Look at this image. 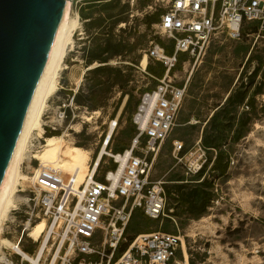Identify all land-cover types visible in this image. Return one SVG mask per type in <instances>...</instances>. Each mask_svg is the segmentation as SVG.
I'll use <instances>...</instances> for the list:
<instances>
[{"label": "rangeland", "instance_id": "1", "mask_svg": "<svg viewBox=\"0 0 264 264\" xmlns=\"http://www.w3.org/2000/svg\"><path fill=\"white\" fill-rule=\"evenodd\" d=\"M70 2L73 20L79 21V25L72 33L73 45L67 46L57 93L48 99L44 108L42 128L47 133L52 126L55 129L52 131L59 132L60 136L67 135L65 140L70 146L88 151L90 166L109 137L107 154L95 174L96 180H103L108 171L116 168L109 155L130 149L133 143L132 116L140 96L157 84L156 77L147 70L149 63L156 65L150 51L153 43H158L157 38L166 45L170 40L155 35L157 24L148 28L146 22L157 11L167 10V0ZM106 40L115 48L107 51ZM96 58L108 59V62L100 64ZM91 61L94 63L89 64ZM99 66H106V70L88 75L89 69ZM116 70L121 71L123 79L117 80ZM171 76L175 85H187V92L178 126L163 144L151 176L152 181L164 183L166 216L152 221L136 212L127 234L132 237L163 231L180 235L182 247L176 264H188L191 257L197 264H264V33L259 37L254 33L244 35L239 41L221 37L210 45L205 55L189 58ZM116 80L118 85L109 88V83ZM99 81L102 84L95 86ZM236 92L247 97L244 105L229 107L212 118ZM75 95L85 105L73 102L69 107ZM248 98L254 99L255 112L246 108ZM60 109L66 110L64 121L59 119ZM245 111H249L252 120L244 130V138L234 142ZM43 137L46 139V134ZM38 138L35 131L29 141ZM217 138L220 150L230 159L225 177L211 170L216 151L204 147L205 140L213 143ZM176 141L183 143L185 152L198 143L206 149L207 167L201 177L185 175L173 153ZM26 151L21 174L29 179L17 185L13 205L3 223L0 264H30L2 240L15 246L20 243L17 247L24 253L33 250L32 254L26 253L32 258L38 256L46 241L39 263L66 264L74 255L67 246L61 249L64 227H55L51 232L47 225L39 242L28 236L29 230L44 219L29 201L30 186L40 163L32 158L29 143ZM62 175L65 180L70 178L65 172ZM205 177L207 182L203 183ZM201 190L210 192L212 200L203 214L192 213L190 204L199 202L197 194ZM203 255L206 259L200 263Z\"/></svg>", "mask_w": 264, "mask_h": 264}, {"label": "built area", "instance_id": "2", "mask_svg": "<svg viewBox=\"0 0 264 264\" xmlns=\"http://www.w3.org/2000/svg\"><path fill=\"white\" fill-rule=\"evenodd\" d=\"M155 28V35L170 40L174 53L169 56L153 43L150 57L165 67V74L140 96L132 116L135 138L130 149L109 155L116 168L103 180H96L95 175L79 191L57 169L39 166L35 172L29 201L46 220L48 230L64 227L61 249L67 246L74 255L66 264H176L180 235L163 231L127 234L136 212L152 221L166 216L164 183L152 181L151 176L163 144L178 126L187 92V85H175L172 71L179 55L199 58L221 37L239 41L244 35H262L264 0H167V10ZM73 102L74 97L69 107ZM60 110L59 119L64 121L66 110ZM45 134L29 141L33 159L46 144ZM173 153L187 176H197L207 163L206 149L200 143L185 152L183 143L176 141ZM117 157L126 159L122 169Z\"/></svg>", "mask_w": 264, "mask_h": 264}, {"label": "water", "instance_id": "3", "mask_svg": "<svg viewBox=\"0 0 264 264\" xmlns=\"http://www.w3.org/2000/svg\"><path fill=\"white\" fill-rule=\"evenodd\" d=\"M66 3L67 0H0V186L56 40Z\"/></svg>", "mask_w": 264, "mask_h": 264}, {"label": "bare ground", "instance_id": "4", "mask_svg": "<svg viewBox=\"0 0 264 264\" xmlns=\"http://www.w3.org/2000/svg\"><path fill=\"white\" fill-rule=\"evenodd\" d=\"M77 25H79V21L74 22L71 14V2L70 0H67L66 9L58 29L56 40L29 107L25 124L18 139L8 170L0 186V232L3 229V223L8 218L10 209L13 205L17 185H19L21 180L29 179L21 174V166L26 158L29 138L35 131L38 133L39 138L42 137L44 131L42 128L43 111L48 99L57 93L59 72L64 66L63 63L67 55V46L73 45L72 33ZM86 119V121L91 120V118ZM65 137H67L66 134L63 136L46 138V144L43 146V150L37 155L35 160L40 163L41 167L47 166L57 169L60 172L67 173L74 182L75 189L79 191L82 188L80 187V184H82L85 179L87 180L85 185L94 181V176L98 167H100L102 158L107 154L106 147L108 142L110 144V140L108 137L107 142L105 143L106 146H104L100 155L93 160V163L90 166V153L81 148L70 146L65 140ZM61 155H65V158H61ZM117 159L121 162L120 169H122L126 159L123 157H117ZM46 228L47 224L43 220L29 230L28 236L34 241L39 242L46 232ZM48 234L50 238V233ZM2 241L7 247L9 246V248H12L17 254L22 255L30 264H40V258L45 249L46 241L43 243L40 253L36 258L28 256L20 248L11 244L9 241Z\"/></svg>", "mask_w": 264, "mask_h": 264}, {"label": "trees", "instance_id": "5", "mask_svg": "<svg viewBox=\"0 0 264 264\" xmlns=\"http://www.w3.org/2000/svg\"><path fill=\"white\" fill-rule=\"evenodd\" d=\"M162 15H163V13L161 11H157L156 13H154L147 20V22H146L147 27L149 28L153 24H158L161 20ZM156 41L165 50V53L167 55H169V56L173 55L174 49H173L172 43H169V45H166L159 38H157ZM105 45H106L105 49L107 51L109 50V48H112V49L115 48V46H113L110 43V41H107V40L105 41ZM115 54H117V53H115ZM96 60L99 61L100 64H104V63L108 62V59L96 58L95 61ZM186 61H188L187 55H185V54L179 55L177 65L174 68V70L172 71V74L175 71L181 70L182 64ZM93 63H94V61H91L89 64H93ZM155 64H156L155 67H153L152 64L149 63L147 66V70L150 74L155 76L156 79H161L165 74V67L162 64L157 63V62ZM105 70H106V66H99V67H96L94 69H91L88 72V75H96V74H98L102 71H105ZM116 75H117V80H118V78L123 79V76L121 75L120 70H116ZM117 80L112 82V83H109V85H108L109 88L113 87V85H118ZM101 84L102 83L99 81V82H97V84L95 86H99ZM69 94H72V93H69ZM246 99H247L246 96L237 94V92L234 94H231L228 97V99L226 100L225 104H223L217 111H215L212 118L216 117L220 111L221 112L226 111L229 107H239V106L244 105ZM74 102L78 105H85L83 103V100H81V98L77 95L74 96ZM245 106L251 112H255V102H254L253 98H248V101H247ZM87 107L90 109L97 108L95 106H87ZM251 120H252V117H251L249 111L243 112V117L240 121V128H239L237 136L234 138V142H239L240 140H242L244 138V130L247 128V126L249 125ZM46 136H47V138L57 137V136H60V133L57 131H47ZM220 145H221V143H220V140L218 138L215 141H213V143H210L207 140H205V143H204V147L212 148L216 151V156L212 162L211 170L213 172L218 173L220 177H225V176H227L228 170L230 168V159H229L228 155H225V153L220 150ZM206 167H207V163L204 166V168L202 169V171L197 176L201 177L203 175V172H204ZM202 182L203 183L207 182L206 177L204 178V180ZM197 196L199 198V202L194 203L192 201V203L190 204V212L197 213V214H203L204 212H206L207 207L209 206V204L212 200V195L208 191L201 190L198 192ZM124 249H125L124 247L121 248L120 251L118 252V255L120 253H122L124 251ZM25 252L32 254L34 251L33 250H25ZM118 255H116L115 258H117ZM205 259H206V255H203V258L201 259L200 263H203L205 261ZM188 264H197V262L194 259H192V257H191L188 261Z\"/></svg>", "mask_w": 264, "mask_h": 264}, {"label": "crops", "instance_id": "6", "mask_svg": "<svg viewBox=\"0 0 264 264\" xmlns=\"http://www.w3.org/2000/svg\"><path fill=\"white\" fill-rule=\"evenodd\" d=\"M139 234H141V233H139Z\"/></svg>", "mask_w": 264, "mask_h": 264}]
</instances>
